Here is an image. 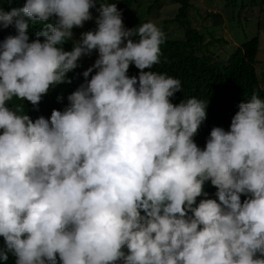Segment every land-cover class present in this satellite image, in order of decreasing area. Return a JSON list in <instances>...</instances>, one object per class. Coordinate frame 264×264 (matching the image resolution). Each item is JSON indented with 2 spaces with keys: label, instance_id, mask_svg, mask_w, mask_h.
Here are the masks:
<instances>
[{
  "label": "clouds",
  "instance_id": "obj_1",
  "mask_svg": "<svg viewBox=\"0 0 264 264\" xmlns=\"http://www.w3.org/2000/svg\"><path fill=\"white\" fill-rule=\"evenodd\" d=\"M10 26L1 263L264 264V98L227 117L195 97L176 104L181 81L151 70L164 33L151 21L126 28L107 0H26L0 8ZM70 72L85 82L62 91ZM13 99L50 108L33 121Z\"/></svg>",
  "mask_w": 264,
  "mask_h": 264
},
{
  "label": "trees",
  "instance_id": "obj_2",
  "mask_svg": "<svg viewBox=\"0 0 264 264\" xmlns=\"http://www.w3.org/2000/svg\"><path fill=\"white\" fill-rule=\"evenodd\" d=\"M162 0H152L144 12H138L139 0H107L109 3H116L122 12V19L126 28L139 27L143 23L149 22L151 18H157L159 14L158 3ZM178 4L179 10L176 17L167 25L173 23L178 26L177 30L165 31L164 42L161 45L160 63L153 66L152 71L159 74H166L172 78L179 79L182 84V91L177 92L172 98L176 104L189 98H197L208 101L207 112L214 117L217 113L222 117H227L232 109H238L241 102H247L249 95L256 93L264 98V90L259 83L264 85V71L259 74L257 66L259 64V54L261 53V41L258 35L245 42H241L234 50L218 51L217 46L227 41L223 38L216 39L214 32L203 33L192 26L190 19L191 0H172ZM235 0H227V4L234 3ZM245 0L241 7L245 5ZM26 0H0V8L10 11L11 8L23 7ZM253 2H256L255 0ZM254 4V3H253ZM93 31L96 28L95 22L92 24ZM40 24H34L29 28V37L36 39L35 31L40 30ZM182 33L179 38L176 33ZM14 27L4 29L0 27V42L7 36L15 35ZM243 35V39H244ZM209 38V40H208ZM139 71L134 65L128 70V75L138 76ZM148 71V69H145ZM74 72L68 73L71 83L61 84L60 90H71L74 92L85 82L84 77L74 78ZM91 76L89 77V79ZM23 102L13 99L10 105L13 107L22 106L31 111L33 121L40 116L46 117V111L50 108L48 103L39 104V110H34L30 102ZM0 264H4L1 263ZM7 264H15V258L10 257Z\"/></svg>",
  "mask_w": 264,
  "mask_h": 264
},
{
  "label": "rangeland",
  "instance_id": "obj_3",
  "mask_svg": "<svg viewBox=\"0 0 264 264\" xmlns=\"http://www.w3.org/2000/svg\"><path fill=\"white\" fill-rule=\"evenodd\" d=\"M152 0H139L138 12H144ZM245 0L244 7H241L243 0H235L234 3L227 4V0H191L190 19L192 26L200 32H214L215 38H223L227 41L217 46L218 51L236 49L243 41H247L258 35L261 41V53L259 54V64L257 71L262 74L264 71V0ZM254 3V4H253ZM159 14L156 18H151L159 29L171 32L177 30L178 26L166 21L173 20L179 10V5L172 0H162L158 3ZM94 9H90L92 11ZM90 22L84 24L82 28H74L75 34L81 29H85ZM163 29V30H164ZM165 31H162L166 34ZM180 31V30H177ZM244 36V39L242 38ZM256 35V36H257ZM177 37L181 38L182 33L177 32ZM209 40V38H208Z\"/></svg>",
  "mask_w": 264,
  "mask_h": 264
},
{
  "label": "water",
  "instance_id": "obj_4",
  "mask_svg": "<svg viewBox=\"0 0 264 264\" xmlns=\"http://www.w3.org/2000/svg\"><path fill=\"white\" fill-rule=\"evenodd\" d=\"M25 103L26 102H23V106H26ZM23 110H24V114H28L32 118V115H31V111L30 110H26L24 107H23ZM201 149H203V147H201Z\"/></svg>",
  "mask_w": 264,
  "mask_h": 264
}]
</instances>
